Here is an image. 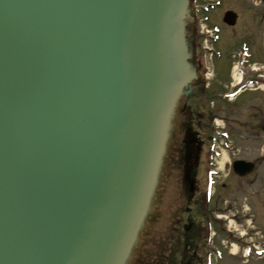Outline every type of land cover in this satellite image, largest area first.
Returning a JSON list of instances; mask_svg holds the SVG:
<instances>
[{
  "label": "water",
  "instance_id": "95a60500",
  "mask_svg": "<svg viewBox=\"0 0 264 264\" xmlns=\"http://www.w3.org/2000/svg\"><path fill=\"white\" fill-rule=\"evenodd\" d=\"M188 3L0 0V264L130 263L196 78Z\"/></svg>",
  "mask_w": 264,
  "mask_h": 264
},
{
  "label": "flooded vegetation",
  "instance_id": "af4514ba",
  "mask_svg": "<svg viewBox=\"0 0 264 264\" xmlns=\"http://www.w3.org/2000/svg\"><path fill=\"white\" fill-rule=\"evenodd\" d=\"M238 3L233 1L236 8L231 9L237 14L235 24L228 26L222 22L232 40H218L217 53H207L199 47L196 21L193 19L190 23L188 40L193 46L192 61L199 69L198 78L190 94L181 100L177 132L163 173V179L166 176L177 179L180 195L172 203L171 212L167 215L163 249L148 245L145 239L138 251L136 246L130 264H206L209 258L213 264V259L216 262L218 260L215 252L220 250V240L229 244L236 241L230 218L218 214L222 211L218 202L222 194L219 187L227 188V183L218 181L221 177V169L217 166L218 156L226 150H237L238 139L261 140L264 145V8L261 12H253L248 11V7L244 9V1ZM237 9L247 10L246 18L241 19ZM252 22L255 24L250 27ZM260 31L263 32L262 39L257 37ZM241 32L242 35L236 38ZM223 34L224 31L220 30L219 37ZM218 62H223L227 70L223 78L217 76L215 63ZM233 64H237L234 72ZM210 67L213 74L207 80L205 69ZM222 132H226V138L221 135ZM192 150L197 152L194 166L188 162ZM208 157L211 159L209 166ZM207 167L213 169V177L217 181L212 185L209 201L206 200L205 187ZM231 172L229 168L230 177L237 180L245 178ZM163 185L164 181L159 188L156 207L162 200ZM157 226L156 232L150 233L152 239L159 237L158 231L162 227L160 213L151 216L150 227ZM149 232L150 229L145 237H148ZM214 237L216 239L213 241ZM245 240L252 243L253 237L247 234ZM223 247L225 249L226 246Z\"/></svg>",
  "mask_w": 264,
  "mask_h": 264
},
{
  "label": "rangeland",
  "instance_id": "374dc122",
  "mask_svg": "<svg viewBox=\"0 0 264 264\" xmlns=\"http://www.w3.org/2000/svg\"><path fill=\"white\" fill-rule=\"evenodd\" d=\"M215 0H199L201 3H213ZM221 7L215 8L206 18L210 22L211 25L220 27L224 34L219 37L217 40H232L227 34L231 35L229 30L226 29L224 24H222V12L226 9H234L236 5H233V1L243 2L244 9L248 7V11L253 12H261L263 10L264 2L260 0H220ZM238 3V4H239ZM255 3V5H254ZM219 11L220 14H219ZM240 13L241 19H244L247 15V10H238ZM212 15V16H211ZM255 22H252L249 26L252 27ZM228 30V31H227ZM232 31V29H231ZM245 32V31H244ZM242 35V32L237 35L236 38ZM236 36V35H235ZM263 32L260 31L258 34V38L262 39ZM201 39L198 38V44ZM215 51H219V44L216 43L214 46ZM257 65V64H256ZM215 67L217 69L218 78H223L227 70L225 69L223 62L215 63ZM224 81V79L222 80ZM221 124V122H219ZM238 141L236 148L237 150H233L232 152H227V150L219 156L217 166L221 169V177L218 178V181H223L227 183L226 189H221V197L218 202L222 211L218 214H223L230 218L231 229L235 231V235L237 237V242L235 245L231 247L230 252L236 251L235 255H227L224 251V243L225 240H220L219 249L222 251V259L214 260L213 264H264V254L260 257H256V255L252 254V256L247 257L244 255V250L247 248L245 240L241 241L240 233L246 232L248 235L251 234L253 237L255 247L258 248V244H261V241H264V145L262 141H257L261 144H258L256 140H236ZM245 159L252 161L256 164V170L253 174L243 178L242 180H237V178L230 177V173H228V169L230 168V162L233 159ZM232 173V172H231ZM229 176V179H228ZM214 179V177H213ZM235 179V180H234ZM237 180V182H236ZM164 185L161 191L162 200L159 201V205L156 209V213H160V224L162 225L161 230H159V237H152L150 233L154 234L158 229L150 228V232L148 237H146V241L148 245H154L159 249H163L166 241V233L164 231L166 225L167 215L171 212V206L175 199L178 198L179 194V186L177 179L175 177L169 178L165 177L163 179ZM215 183L217 182L214 179ZM173 207V206H172ZM224 218V217H223ZM160 228V225H159ZM259 229L258 232H253L250 230ZM149 231V230H148ZM240 232V233H238ZM157 235V233H156ZM216 238H213V241ZM218 240V239H217ZM219 241V240H218ZM215 244V243H214ZM179 259V255L176 258Z\"/></svg>",
  "mask_w": 264,
  "mask_h": 264
}]
</instances>
